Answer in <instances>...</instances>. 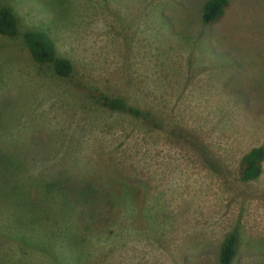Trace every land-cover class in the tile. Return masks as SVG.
<instances>
[{
    "label": "rangeland",
    "instance_id": "374dc122",
    "mask_svg": "<svg viewBox=\"0 0 264 264\" xmlns=\"http://www.w3.org/2000/svg\"><path fill=\"white\" fill-rule=\"evenodd\" d=\"M205 1L0 0L19 28L0 36V264H219L229 233L232 264H264V164L238 176L264 148V0H228L213 25ZM36 30L71 79L31 59ZM79 81L147 118L103 109ZM85 189L112 212L82 234L70 205Z\"/></svg>",
    "mask_w": 264,
    "mask_h": 264
},
{
    "label": "trees",
    "instance_id": "16d2710c",
    "mask_svg": "<svg viewBox=\"0 0 264 264\" xmlns=\"http://www.w3.org/2000/svg\"><path fill=\"white\" fill-rule=\"evenodd\" d=\"M228 5V0H206L201 10V23L204 25H213L219 21L222 17L225 8ZM19 35L18 20L13 11L9 7H0V36L7 39L16 38ZM23 41L26 49L28 50L31 59L40 66H48L55 76L69 80L74 76V66L70 60L59 57L56 53L54 42L50 36L42 31H27L23 34ZM72 84L76 89L84 90L86 96H91L95 99L100 107L110 112H116L119 114L127 115L135 121L144 120L147 118V113L128 104L127 100L117 95H107L99 92L97 89H86L82 82ZM264 164V148L256 147L249 150L240 160L238 166V176L241 182H251L257 180L263 171ZM49 190L54 192L56 188L52 185H48ZM79 199L75 200V205L72 207V212L76 209L77 213L83 211L87 216L81 223V233L85 234L88 230V226L97 225L100 226L102 221L112 212L109 208L105 211L104 216H100V210L93 206L89 200L93 194L94 189L79 190ZM65 194V192H64ZM91 194V196H89ZM85 195V196H84ZM85 197V198H84ZM89 204L88 207H93L89 213H86L83 209L85 206L80 204ZM74 208V209H73ZM101 208V207H100ZM85 215V216H86ZM59 248L63 250L65 237H59ZM74 238L73 236L70 237ZM240 246V241L235 233H229L223 240L221 245L218 262L219 264H232L235 260Z\"/></svg>",
    "mask_w": 264,
    "mask_h": 264
}]
</instances>
